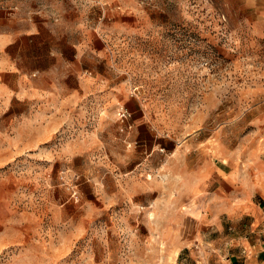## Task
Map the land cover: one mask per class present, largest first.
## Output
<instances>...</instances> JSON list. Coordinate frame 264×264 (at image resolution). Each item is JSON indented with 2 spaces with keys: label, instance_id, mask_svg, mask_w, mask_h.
Wrapping results in <instances>:
<instances>
[{
  "label": "rangeland",
  "instance_id": "obj_1",
  "mask_svg": "<svg viewBox=\"0 0 264 264\" xmlns=\"http://www.w3.org/2000/svg\"><path fill=\"white\" fill-rule=\"evenodd\" d=\"M263 219L264 0H0V264H197Z\"/></svg>",
  "mask_w": 264,
  "mask_h": 264
},
{
  "label": "crops",
  "instance_id": "obj_2",
  "mask_svg": "<svg viewBox=\"0 0 264 264\" xmlns=\"http://www.w3.org/2000/svg\"><path fill=\"white\" fill-rule=\"evenodd\" d=\"M260 222L250 230L252 233L226 238L224 246L218 251L213 249L214 253L198 252L195 261L197 264H264V219Z\"/></svg>",
  "mask_w": 264,
  "mask_h": 264
}]
</instances>
